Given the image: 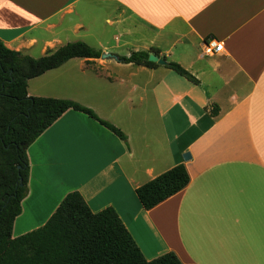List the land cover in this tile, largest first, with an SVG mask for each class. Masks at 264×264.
<instances>
[{"label": "crops", "instance_id": "1", "mask_svg": "<svg viewBox=\"0 0 264 264\" xmlns=\"http://www.w3.org/2000/svg\"><path fill=\"white\" fill-rule=\"evenodd\" d=\"M209 40L222 52L207 55ZM0 41L36 59L74 42L146 52L198 81L101 59L30 80L28 96L74 101L126 141L65 112L27 149L13 238L77 192L93 213L112 208L148 262L172 253L181 264H264V0H0ZM179 165L186 188L145 211L135 191Z\"/></svg>", "mask_w": 264, "mask_h": 264}, {"label": "trees", "instance_id": "2", "mask_svg": "<svg viewBox=\"0 0 264 264\" xmlns=\"http://www.w3.org/2000/svg\"><path fill=\"white\" fill-rule=\"evenodd\" d=\"M102 53L85 43H68L54 53L32 58L8 50L0 41V264H181L168 253L146 261L112 208L93 213L80 194H68L41 228L12 237L15 219L27 196L28 147L65 112H81L119 139L125 135L71 100L28 96V82L56 70L72 59H100ZM146 52L118 56V63L155 66ZM167 68L190 83L198 81L176 63ZM218 109L210 112L215 117ZM189 183L182 165L173 167L138 188L140 205L149 211Z\"/></svg>", "mask_w": 264, "mask_h": 264}, {"label": "water", "instance_id": "3", "mask_svg": "<svg viewBox=\"0 0 264 264\" xmlns=\"http://www.w3.org/2000/svg\"><path fill=\"white\" fill-rule=\"evenodd\" d=\"M100 59L104 60V61L113 60V61L118 62V57L116 55H114V54H102ZM148 61L151 62V63H154V64H158L160 66H166L167 65V63L165 61L159 59L158 57H156L154 55H150ZM183 159L185 161L189 160L190 159V155L188 153L185 154L183 156Z\"/></svg>", "mask_w": 264, "mask_h": 264}, {"label": "built area", "instance_id": "4", "mask_svg": "<svg viewBox=\"0 0 264 264\" xmlns=\"http://www.w3.org/2000/svg\"><path fill=\"white\" fill-rule=\"evenodd\" d=\"M222 44L215 40H209L204 45V51L207 55L213 56L222 52Z\"/></svg>", "mask_w": 264, "mask_h": 264}, {"label": "rangeland", "instance_id": "5", "mask_svg": "<svg viewBox=\"0 0 264 264\" xmlns=\"http://www.w3.org/2000/svg\"><path fill=\"white\" fill-rule=\"evenodd\" d=\"M35 55H36V54H35ZM35 55H34V56H35ZM35 59H36V58H35ZM46 95H48V96H49V95H53V94H47V93H46ZM44 98H52V96H49V97H44ZM53 99H54V98H53Z\"/></svg>", "mask_w": 264, "mask_h": 264}]
</instances>
